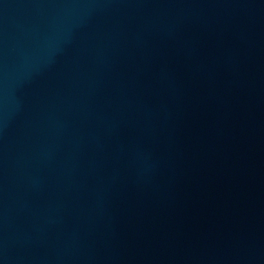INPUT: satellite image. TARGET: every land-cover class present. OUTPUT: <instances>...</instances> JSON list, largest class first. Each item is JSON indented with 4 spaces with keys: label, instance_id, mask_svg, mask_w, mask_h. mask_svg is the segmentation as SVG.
Masks as SVG:
<instances>
[{
    "label": "water",
    "instance_id": "obj_1",
    "mask_svg": "<svg viewBox=\"0 0 264 264\" xmlns=\"http://www.w3.org/2000/svg\"><path fill=\"white\" fill-rule=\"evenodd\" d=\"M0 264H264V0H0Z\"/></svg>",
    "mask_w": 264,
    "mask_h": 264
}]
</instances>
